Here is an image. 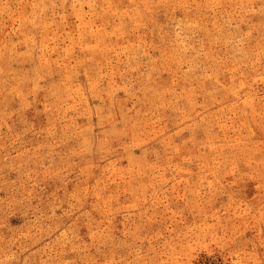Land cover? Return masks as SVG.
I'll use <instances>...</instances> for the list:
<instances>
[{
    "label": "rangeland",
    "instance_id": "obj_1",
    "mask_svg": "<svg viewBox=\"0 0 264 264\" xmlns=\"http://www.w3.org/2000/svg\"><path fill=\"white\" fill-rule=\"evenodd\" d=\"M0 264H264V0H0Z\"/></svg>",
    "mask_w": 264,
    "mask_h": 264
}]
</instances>
